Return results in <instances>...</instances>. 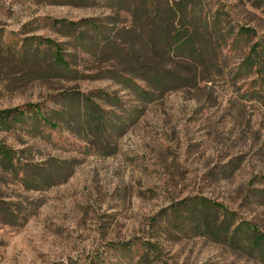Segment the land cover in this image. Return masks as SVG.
Returning a JSON list of instances; mask_svg holds the SVG:
<instances>
[{
  "label": "rangeland",
  "instance_id": "1",
  "mask_svg": "<svg viewBox=\"0 0 264 264\" xmlns=\"http://www.w3.org/2000/svg\"><path fill=\"white\" fill-rule=\"evenodd\" d=\"M261 41L245 0H0V264H264Z\"/></svg>",
  "mask_w": 264,
  "mask_h": 264
},
{
  "label": "trees",
  "instance_id": "2",
  "mask_svg": "<svg viewBox=\"0 0 264 264\" xmlns=\"http://www.w3.org/2000/svg\"><path fill=\"white\" fill-rule=\"evenodd\" d=\"M245 2L250 5L251 7L255 8L256 10L261 11L264 14V0H245ZM68 27V26H67ZM70 28V27H69ZM109 41V40H108ZM184 47H186L187 52H191L189 49V44H184ZM264 41H261L256 45L255 48L252 49L251 53V59H254L257 65L253 64L252 60L249 61V67L250 68H257L261 69V67L264 65ZM263 49V50H262ZM58 60H61L59 56H57ZM30 109V108H28ZM28 109H16V110H6V111H1L0 112V130H6V131H11L17 128V125L24 124L26 121V118L28 116ZM36 116H39L42 118V120H45L43 117V114L39 109H36ZM47 122V121H46ZM49 123V121L47 122ZM13 150H10L4 145H0V161L2 162L3 167L6 169H11L14 168V160H13ZM214 208H208L207 206L203 205L202 209L200 210V215L201 214H212L213 212L215 214H220V213H225L227 212L225 208L219 206V205H214ZM196 213V214H195ZM188 214V212H187ZM191 215H197L199 214V211L193 210ZM188 214V215H190ZM212 228L206 227L207 232H209L212 235H218L217 232L211 230ZM253 232V229H251ZM241 232V231H240ZM239 233V232H238ZM238 233L232 234V235H227L230 236L231 238V243L235 244L236 242V237L238 236ZM229 234V233H226ZM255 237V242L256 246L258 248L259 253L261 256H264V234L263 233H253ZM238 244V243H237Z\"/></svg>",
  "mask_w": 264,
  "mask_h": 264
}]
</instances>
